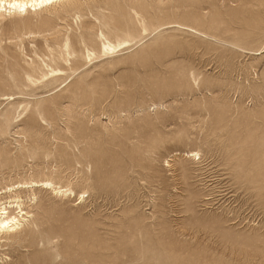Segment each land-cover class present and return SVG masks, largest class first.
I'll list each match as a JSON object with an SVG mask.
<instances>
[{
	"label": "rangeland",
	"instance_id": "1",
	"mask_svg": "<svg viewBox=\"0 0 264 264\" xmlns=\"http://www.w3.org/2000/svg\"><path fill=\"white\" fill-rule=\"evenodd\" d=\"M72 1L0 11V264H264V0Z\"/></svg>",
	"mask_w": 264,
	"mask_h": 264
},
{
	"label": "bare ground",
	"instance_id": "2",
	"mask_svg": "<svg viewBox=\"0 0 264 264\" xmlns=\"http://www.w3.org/2000/svg\"><path fill=\"white\" fill-rule=\"evenodd\" d=\"M69 1L72 0H0V11L3 10L5 12L14 13V14L15 13L26 14L29 11H33V10L37 11V10H42L44 8L46 9L48 7H54L56 5L65 2L67 3ZM104 48L105 49L114 48V45L108 42V45L105 44ZM40 183H41L40 185L43 186V188L52 187L53 190L57 193H63V194H67L68 192L72 193V190L70 188L62 189L61 186H55L54 183L50 180L42 181ZM36 186L38 187L39 183L38 184L35 183L31 185L32 188ZM17 187H22V186H17ZM9 190H11V188ZM12 190H14V188H12ZM14 208L19 209L17 212L18 215L12 214L11 209ZM25 215L26 217H24ZM27 217H28L27 213L24 212L22 209V200L20 198L16 197L15 199H11V200L9 199V201L0 202V237L4 236L10 238L15 236L16 233L19 232V230L23 226V222L27 221Z\"/></svg>",
	"mask_w": 264,
	"mask_h": 264
}]
</instances>
